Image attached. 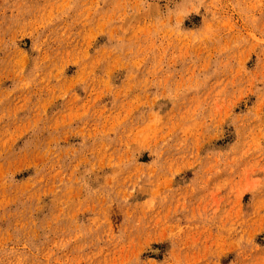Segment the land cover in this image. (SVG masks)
<instances>
[{
	"label": "rangeland",
	"instance_id": "rangeland-1",
	"mask_svg": "<svg viewBox=\"0 0 264 264\" xmlns=\"http://www.w3.org/2000/svg\"><path fill=\"white\" fill-rule=\"evenodd\" d=\"M0 264H264V0H0Z\"/></svg>",
	"mask_w": 264,
	"mask_h": 264
}]
</instances>
